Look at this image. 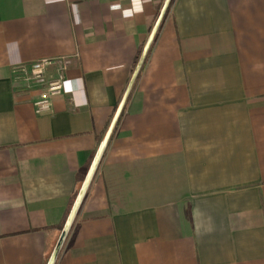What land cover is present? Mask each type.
Listing matches in <instances>:
<instances>
[{
	"label": "crops",
	"instance_id": "1",
	"mask_svg": "<svg viewBox=\"0 0 264 264\" xmlns=\"http://www.w3.org/2000/svg\"><path fill=\"white\" fill-rule=\"evenodd\" d=\"M164 1L0 0V264L48 263ZM56 264H264V0L173 1Z\"/></svg>",
	"mask_w": 264,
	"mask_h": 264
},
{
	"label": "water",
	"instance_id": "2",
	"mask_svg": "<svg viewBox=\"0 0 264 264\" xmlns=\"http://www.w3.org/2000/svg\"><path fill=\"white\" fill-rule=\"evenodd\" d=\"M171 3H172V0H165L164 3H163V6H162L161 11L159 13V16H158V18H157V20H156V22H155V24H154V26L152 28V31H151V33H150V35H149V37H148V39H147V41L145 43L144 49L142 51V54H141V56H140V58L138 60V63L136 65L135 69H134V72L132 74V77L130 79L128 87H127V89H126V91L124 93V96H123V98H122V100H121V102L119 104V107H118L116 113L114 114V117H113V119H112V121L110 123V126H109L105 136L103 137L102 141L100 142V145H99V147H98V149L96 151L94 159H93V161H92V163L90 165V168H89V170H88V172L86 174V177H85V179H84V181L82 183V186H81V188H80V190H79V192L77 194V197H76V199H75V201L73 203V206H72V208H71V210L69 212V215H68V217L66 219L64 227L62 228V230L60 232V235H59V237H58V239L56 241V244H55V246H54V248L52 250V253L50 255V258H49L47 264H56L60 254L62 252V249H63V247H64V245H65V243L67 241V238H68V236L70 234V231L72 230L74 222H75V220H76V218L78 216V213L80 212V209H81L82 204L84 202V199H85V197L87 195L88 189H89V187H90V185L92 183L94 175H95V173H96V171H97V169H98V167L100 165V162H101V160L103 158L105 150H106V148L108 146V143H109V141L111 139V136H112V134H113V132H114L116 126H117V123H118L119 118H120V116L122 114V111H123V109H124V107L126 105V102H127L128 98H129L130 94H131L133 86H134L137 78L139 77V75L141 73V70H142V68H143V66L145 64V61H146V59L148 57L150 49H151V47H152V45L154 43V40H155V38H156L161 26H162V23L164 21V18H165L166 14H167V11H168Z\"/></svg>",
	"mask_w": 264,
	"mask_h": 264
},
{
	"label": "built area",
	"instance_id": "3",
	"mask_svg": "<svg viewBox=\"0 0 264 264\" xmlns=\"http://www.w3.org/2000/svg\"><path fill=\"white\" fill-rule=\"evenodd\" d=\"M52 63L51 60H45L34 66V79L42 84L46 91L42 94L41 98L36 102V110L38 112H44L50 108L51 97L61 92L63 87V71L66 68L68 61H65L56 77H49L45 70V66Z\"/></svg>",
	"mask_w": 264,
	"mask_h": 264
},
{
	"label": "clouds",
	"instance_id": "4",
	"mask_svg": "<svg viewBox=\"0 0 264 264\" xmlns=\"http://www.w3.org/2000/svg\"><path fill=\"white\" fill-rule=\"evenodd\" d=\"M133 3L135 5V8L137 11H142V7L140 6L141 5V0H133ZM126 15H130V13H126Z\"/></svg>",
	"mask_w": 264,
	"mask_h": 264
},
{
	"label": "trees",
	"instance_id": "5",
	"mask_svg": "<svg viewBox=\"0 0 264 264\" xmlns=\"http://www.w3.org/2000/svg\"><path fill=\"white\" fill-rule=\"evenodd\" d=\"M173 1H174V0H172V3H173ZM172 3H171V5H172ZM171 5H170V7H169V9H168V12H169V10H170V8H171Z\"/></svg>",
	"mask_w": 264,
	"mask_h": 264
}]
</instances>
